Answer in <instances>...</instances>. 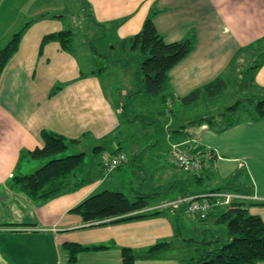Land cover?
<instances>
[{"label":"crops","instance_id":"obj_1","mask_svg":"<svg viewBox=\"0 0 264 264\" xmlns=\"http://www.w3.org/2000/svg\"><path fill=\"white\" fill-rule=\"evenodd\" d=\"M29 1L25 15L18 9V2L21 4L24 0H0V49L25 23H31L0 76V207L3 209L0 228L8 230L0 231V264H71L64 251V245L71 243L107 247L80 253L73 264H122L121 248L141 252L160 242L169 243L175 250L166 259L135 264H181L175 252L185 246V240H213L214 237L228 240L226 228L223 230L220 227L223 224L216 223L223 208L215 209L206 220L200 221L181 206L162 207L184 195L198 196L211 191L233 193L244 198L250 215L264 221V120L252 119L251 112L234 120L232 113H227L225 117L211 116L215 118L212 124L182 130L181 126L187 122L179 115L184 106L180 102L183 97L217 79L226 84L218 93L221 94L235 75L246 68L248 55L263 53L264 0H84L90 26L113 31L123 49L128 46L125 42L141 31L151 13L154 27L164 42L189 39L194 44L191 53L168 73L169 93L175 99L172 104L175 108L165 114L169 119L164 126L167 131L160 134L155 130L150 138H143L141 142L135 138L126 144L122 137L124 124L117 109L119 102L106 95L99 74L92 70L84 72L72 49L66 52L57 42L47 43L40 49L44 36L72 31L64 23L63 13H50L47 9L40 13L43 8L40 0ZM56 86H61V90L51 95ZM242 87L248 100L264 99V63L246 78ZM138 92L142 94L143 90ZM130 94L139 97V94ZM226 120L233 124L222 130ZM130 125L139 128L147 124L145 120L133 119L125 126ZM42 131L79 140L73 145L74 152L88 153L101 145L106 150L96 154L108 155L99 163L95 174L89 169L83 172V176L89 178L91 174L95 178L85 181L76 191L45 202H32L11 191L6 184L13 175L29 174L40 164L41 161L22 157L21 153L42 147ZM145 140L154 141L147 146L155 154L143 165ZM119 143L126 150H123L126 162L101 177L104 163L112 158L111 152ZM175 144L210 150L216 159L194 177L170 164L171 148ZM154 158L158 161L154 162ZM161 158L170 167L172 177L164 195L156 193L160 187L148 182L146 175L147 167L154 168L151 172L159 176L161 169H167L161 164ZM137 169L142 182L140 189L147 190L144 193L138 189L139 192L154 196L143 212H161L160 215L87 227L79 216L69 213L88 196L108 190L110 187L105 184L109 181L110 186L118 176L120 179L115 180L113 190L124 192L125 182L131 183ZM25 206L30 208L32 216L20 215ZM9 209L13 210L12 214L6 213ZM217 229L221 232L217 233ZM192 231L197 232V237L192 236Z\"/></svg>","mask_w":264,"mask_h":264},{"label":"trees","instance_id":"obj_2","mask_svg":"<svg viewBox=\"0 0 264 264\" xmlns=\"http://www.w3.org/2000/svg\"><path fill=\"white\" fill-rule=\"evenodd\" d=\"M46 15H42L41 17ZM152 16V13L149 14L143 23L141 31L125 43L130 45L132 50L140 49L141 56L144 57L139 66L144 80L142 94L148 97H157L162 105L161 115L165 116L166 113L170 112L175 100L169 93L168 73L191 53L194 44L189 39L173 43L164 42L162 36L154 27ZM52 17L58 18L61 16L53 15ZM30 24V22L25 23L0 49V76L7 63L17 52L23 34ZM50 42H57L62 50L69 52L72 49L73 33L70 30H63L48 34L42 38L40 49ZM260 55H263L262 59L250 70H256L264 63V51ZM225 87V82L217 79L203 89L195 90L183 97L180 100L181 105H190L198 100L202 94L213 97ZM59 90H61V86H56L52 90L51 95ZM139 93L136 92L135 95ZM131 95L129 94V96ZM247 101L250 106L254 105V112L251 113L253 115L252 119L264 120V99H249ZM239 106L240 103L237 102L234 106L227 108L226 113L220 115L225 117L227 112H236ZM117 109L122 124H124L122 137L124 136L123 142L126 144L130 133L125 125L133 119L131 120L126 114V104L118 103ZM213 121H215L213 117L199 118L187 122L180 129L197 128L206 123L212 124ZM223 124L222 130L233 123L231 120H226L223 121ZM40 138L42 140L41 148H37L31 152H22L21 156L25 155L34 161L44 163L29 174L13 175L6 184L11 191L24 195L32 202H45L61 194L76 191L85 182L83 179L84 173L80 172L79 167L83 164L86 152L79 151L73 153L74 149H72L73 145L79 143V140H70L49 131H42ZM110 139L111 136L108 137V140ZM104 142L106 143L107 141ZM118 145L111 152V155L112 158L124 155L125 161L122 163L124 164L126 162V154L123 150L125 149L121 147L120 143ZM183 149L192 155L205 156L207 153L212 155V159L206 161L199 171L200 173L205 171L209 163L216 159L212 151L201 147L190 148L183 145ZM105 150L106 147L100 145L99 147L92 148L91 151L93 154H96V151L103 152ZM68 151L72 152V154L56 158ZM199 172L186 174H192L196 177ZM198 180L202 181L201 177H198ZM183 197L188 196H181V198ZM150 199H153L152 195L141 194L139 191L134 195L133 200H130L124 192L104 190L88 196L73 207L69 213L79 216L87 227L122 223L160 215L161 212H143L148 207ZM223 209L216 223L225 225L228 240L221 241L220 237H214L213 240H185V246L175 252L181 264H258L264 262V221L248 213L244 199L233 200L227 207H223ZM104 249H107V247L103 245L82 246L74 243L64 245L67 262L71 264L76 262L77 256L80 253ZM174 250L175 248L167 242L156 243L141 252H134L129 248H121V262L122 264H135L136 261L166 259L167 254ZM180 252L183 253L180 254Z\"/></svg>","mask_w":264,"mask_h":264},{"label":"rangeland","instance_id":"obj_3","mask_svg":"<svg viewBox=\"0 0 264 264\" xmlns=\"http://www.w3.org/2000/svg\"><path fill=\"white\" fill-rule=\"evenodd\" d=\"M30 2L31 1L29 0H24V3L21 2V4L18 2V9H20V12L23 11L26 15ZM40 4L43 5L40 13L46 12V10L43 9H47L50 13H63L64 23L71 28L73 33L72 51L78 58L82 70L84 72L92 70L99 74L106 95L108 97L112 96L116 102L118 101L119 103L122 102L126 104V114L131 120L137 119L139 122L145 120L147 124L145 127L141 126L135 128L132 127V125L127 127V129L129 128L128 130L130 133L129 140L133 141V139L136 138L137 141L141 142L143 138H147L148 136L150 138L151 134L154 135L155 130H158L157 132L160 134H163L161 131L163 132L165 130L166 132L167 130L164 126L169 119L165 118L166 116L161 115L162 105L157 97H148L145 94H139V97L137 98L135 96H127L130 93L144 90L143 75L139 70L140 63L143 59L140 49L137 51L132 50L130 45H128L126 49H123L121 43L115 39L113 31H109V29H95L90 26L88 14L85 12L87 4L84 0H40ZM19 5L21 7H19ZM247 58L246 64H244L246 68L243 67L240 75H235L234 80H232L233 82L231 81L229 83V86L225 91L213 97L214 99L209 98L208 96H202L190 105L182 106L179 111L180 117L186 122L203 117H219L220 114L226 112L224 109L234 106L237 102H240V106L236 112H232V118L234 120L245 117L250 112L253 113L254 105H249L247 101V93L243 90L242 86L246 84V78L249 77L254 70L250 69L262 59V55H248ZM174 108L175 107L172 109ZM152 121H154V123H151ZM144 142H146V144H144L146 149L142 150V159L146 161L141 160L143 165L148 162L150 157H154L155 154L152 151H149V146H147L152 140L149 143L147 140ZM153 144L154 141L152 142V145ZM73 153L75 152L73 151ZM70 154H72V152L68 151L56 158H61ZM107 155L108 154H93L90 150V152L86 153L82 166L79 167L80 172L83 173L86 169H89L91 174H95V170L99 168V163L103 158H106ZM157 161L158 159L154 158V162ZM43 163L44 162H40V164L35 165L32 171L37 169ZM161 164L167 169H161L160 176L157 172H151L154 168L149 170L148 167L146 168V175L148 182H152L155 187H160V190H157L156 193L164 195L165 192H167L168 185L172 182V177L170 175L171 169L165 163V159L161 158ZM129 169L130 167L127 168V170ZM138 173L140 174L137 169L136 173L132 176L131 183L128 181L127 183L125 182L124 193L130 200H133L134 195L141 187L142 182ZM91 174L89 178L83 176L84 181L87 182L89 179H94L95 175L92 176ZM102 176H106V174L103 172L101 177ZM118 179H120L119 176L115 179L113 178L114 181L110 186L108 184L109 179L107 180L108 182L105 186L110 187L107 191H115L113 190L115 189L113 188V185H116L115 180ZM151 187L152 184H149L148 189H151ZM220 187L224 188L223 186ZM141 192L147 193L146 187L143 188ZM2 210V207H0V215ZM17 212L19 214V211ZM6 213L12 214L13 210L9 209ZM20 215L32 216L30 208L28 206L23 207V212ZM220 227L224 228L225 225L223 224ZM225 228L223 230H225ZM220 232L221 229H217V233ZM225 234H227V230ZM192 236L197 237V232L192 231ZM194 239L199 241L196 238ZM181 253L183 252H180V254Z\"/></svg>","mask_w":264,"mask_h":264},{"label":"built area","instance_id":"obj_4","mask_svg":"<svg viewBox=\"0 0 264 264\" xmlns=\"http://www.w3.org/2000/svg\"><path fill=\"white\" fill-rule=\"evenodd\" d=\"M170 154V164L186 173H197L205 165L206 161L212 159V155L207 153L205 156L192 155L183 149V145H172ZM125 161L124 155L115 156L107 160L104 164L105 174H109L116 170ZM244 199L243 197L225 192H209L198 196H188L179 198L172 203V206H183L186 213L190 216L196 217L199 220H205L216 208L227 207L233 200ZM165 205L162 207H168ZM0 231H8L0 228Z\"/></svg>","mask_w":264,"mask_h":264}]
</instances>
